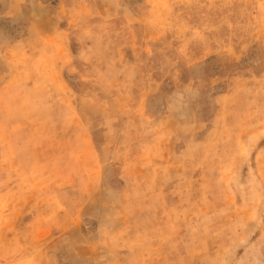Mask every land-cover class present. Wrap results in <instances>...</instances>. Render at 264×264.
I'll return each mask as SVG.
<instances>
[{"label": "rangeland", "instance_id": "374dc122", "mask_svg": "<svg viewBox=\"0 0 264 264\" xmlns=\"http://www.w3.org/2000/svg\"><path fill=\"white\" fill-rule=\"evenodd\" d=\"M0 264H264V0H0Z\"/></svg>", "mask_w": 264, "mask_h": 264}]
</instances>
